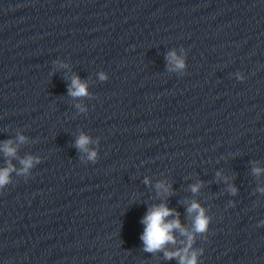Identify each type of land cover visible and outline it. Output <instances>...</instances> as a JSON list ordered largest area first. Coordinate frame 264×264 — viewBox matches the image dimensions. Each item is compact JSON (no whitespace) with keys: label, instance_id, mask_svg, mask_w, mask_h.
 Returning <instances> with one entry per match:
<instances>
[{"label":"water","instance_id":"95a60500","mask_svg":"<svg viewBox=\"0 0 264 264\" xmlns=\"http://www.w3.org/2000/svg\"><path fill=\"white\" fill-rule=\"evenodd\" d=\"M81 135L86 150L76 146ZM8 141L14 156L3 151ZM8 167L0 264H180L166 252L264 264V97L0 105V169ZM193 202L205 232L194 229ZM160 205L190 247L173 229L174 242L145 251L142 220Z\"/></svg>","mask_w":264,"mask_h":264},{"label":"clouds","instance_id":"9594fccd","mask_svg":"<svg viewBox=\"0 0 264 264\" xmlns=\"http://www.w3.org/2000/svg\"><path fill=\"white\" fill-rule=\"evenodd\" d=\"M169 58H175V53H169ZM178 67H183V61L177 62ZM105 77L101 75V79H104ZM69 94L73 97H81L87 95V89L85 83H82L79 77H74L72 79L71 87L69 88ZM20 140L23 141L24 137L21 136ZM89 143V138L85 135H81L77 141L76 146L81 150H86L85 146ZM3 151L6 156H14L16 153V149L11 146V142H5L3 146ZM96 153L90 152L89 153V159L95 160ZM21 163L23 165V171H27V169L32 167L33 164V158L28 157L26 159H22ZM14 169L12 167L0 169V188L5 186L7 183H9V176L10 172ZM261 170L259 168L254 169V172L259 174ZM158 188H163L165 191H167V188L163 184H158ZM199 185H194L192 187V191L196 192L198 191ZM233 192H235V189H233ZM171 209L166 207L165 205H160L158 207H154L150 212L144 217L142 220V223L146 225L144 233L141 235V240L144 242L145 251L153 252L157 250H161L164 245L168 242H174V238L171 235V232L173 229H180L182 234L188 235L189 240V247L192 242V236L190 234H187L183 228H181V225L178 221L172 220L167 221L165 220L166 217L169 215H172ZM188 211L196 212L197 215L194 219V229L196 232L202 233L207 230L208 226V218L204 214V210L196 203L193 202L190 207L188 208ZM185 253H187V248L184 250ZM166 258H172L173 256H177L180 259V264H197L196 261V253H192L191 257H188L187 255H181L180 252L175 253H165Z\"/></svg>","mask_w":264,"mask_h":264}]
</instances>
